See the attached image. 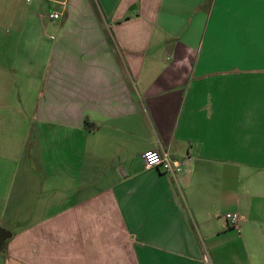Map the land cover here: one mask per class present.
<instances>
[{
	"label": "crops",
	"instance_id": "0c3cea01",
	"mask_svg": "<svg viewBox=\"0 0 264 264\" xmlns=\"http://www.w3.org/2000/svg\"><path fill=\"white\" fill-rule=\"evenodd\" d=\"M0 227V264H264V0H0Z\"/></svg>",
	"mask_w": 264,
	"mask_h": 264
},
{
	"label": "built area",
	"instance_id": "2783aa9c",
	"mask_svg": "<svg viewBox=\"0 0 264 264\" xmlns=\"http://www.w3.org/2000/svg\"><path fill=\"white\" fill-rule=\"evenodd\" d=\"M50 18L57 19L60 17V12H52L49 14ZM143 158L149 166H156L163 172L172 175H177L183 170V161L173 157L167 150L153 151L150 150L143 154ZM224 217L230 225L236 226L238 215L236 213H225Z\"/></svg>",
	"mask_w": 264,
	"mask_h": 264
},
{
	"label": "trees",
	"instance_id": "16d2710c",
	"mask_svg": "<svg viewBox=\"0 0 264 264\" xmlns=\"http://www.w3.org/2000/svg\"><path fill=\"white\" fill-rule=\"evenodd\" d=\"M95 11H97V8H95ZM111 42L110 37L108 38ZM12 233L2 227H0V253L6 254V248H7V242L11 238Z\"/></svg>",
	"mask_w": 264,
	"mask_h": 264
}]
</instances>
